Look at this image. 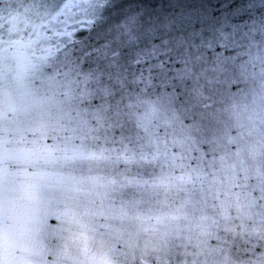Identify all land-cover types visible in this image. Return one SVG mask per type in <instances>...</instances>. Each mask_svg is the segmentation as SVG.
<instances>
[{
    "label": "snow or ice",
    "instance_id": "6c2138e0",
    "mask_svg": "<svg viewBox=\"0 0 264 264\" xmlns=\"http://www.w3.org/2000/svg\"><path fill=\"white\" fill-rule=\"evenodd\" d=\"M0 264H264V0H0Z\"/></svg>",
    "mask_w": 264,
    "mask_h": 264
}]
</instances>
